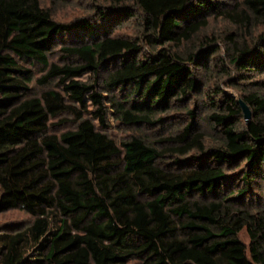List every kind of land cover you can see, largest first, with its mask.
I'll return each instance as SVG.
<instances>
[{"label": "trees", "instance_id": "16d2710c", "mask_svg": "<svg viewBox=\"0 0 264 264\" xmlns=\"http://www.w3.org/2000/svg\"><path fill=\"white\" fill-rule=\"evenodd\" d=\"M105 1L0 0V264H264V0Z\"/></svg>", "mask_w": 264, "mask_h": 264}, {"label": "rangeland", "instance_id": "374dc122", "mask_svg": "<svg viewBox=\"0 0 264 264\" xmlns=\"http://www.w3.org/2000/svg\"><path fill=\"white\" fill-rule=\"evenodd\" d=\"M42 4L50 7L54 13L55 19L61 22H73L75 19L87 15L90 13L93 3H106L105 0H41ZM214 28L220 30L224 28V23L222 21H217L214 23ZM56 57L54 56L53 59ZM264 74H256L251 80L262 79L264 78ZM88 76L83 75L80 79L87 80ZM252 77V76H250ZM32 89L35 94L40 93L43 88L35 85L32 83ZM251 88V87H250ZM227 90L231 93H234L235 89L231 87H227ZM262 93H264V87L260 89ZM252 114V112H251ZM200 127H204L209 129L208 124L204 122H199ZM170 126H166L163 129L164 131L170 129ZM65 126H60L59 128H53L55 131L56 129L62 130ZM212 132V131H211ZM110 135L114 137L118 142L124 139L129 138L132 134L135 135L137 133H141L146 136L150 141L156 140L158 135L152 132L151 129H144V128H137V127H126L116 122L113 123L110 129ZM264 185V182H263ZM257 192V190H256ZM31 222V217L27 215L25 212L21 210H6L4 212H0V226H4L3 228H16L14 226H18V228H23L27 226ZM242 240L249 245V238L245 234V232L241 235ZM128 264H141V262L137 259H133L128 262Z\"/></svg>", "mask_w": 264, "mask_h": 264}, {"label": "water", "instance_id": "95a60500", "mask_svg": "<svg viewBox=\"0 0 264 264\" xmlns=\"http://www.w3.org/2000/svg\"><path fill=\"white\" fill-rule=\"evenodd\" d=\"M241 105L243 107L245 118L249 119L251 117V111H250L249 107L243 101H241Z\"/></svg>", "mask_w": 264, "mask_h": 264}]
</instances>
